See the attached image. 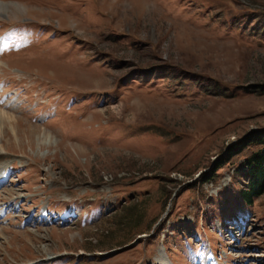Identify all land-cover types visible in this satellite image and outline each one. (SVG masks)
I'll list each match as a JSON object with an SVG mask.
<instances>
[{
  "label": "rangeland",
  "instance_id": "obj_1",
  "mask_svg": "<svg viewBox=\"0 0 264 264\" xmlns=\"http://www.w3.org/2000/svg\"><path fill=\"white\" fill-rule=\"evenodd\" d=\"M0 3V264H264V0Z\"/></svg>",
  "mask_w": 264,
  "mask_h": 264
},
{
  "label": "trees",
  "instance_id": "obj_2",
  "mask_svg": "<svg viewBox=\"0 0 264 264\" xmlns=\"http://www.w3.org/2000/svg\"><path fill=\"white\" fill-rule=\"evenodd\" d=\"M237 157L243 160L242 165L245 168V181L239 191L240 198L246 205H251L254 198L264 192V129L253 130L229 146L218 159L216 169Z\"/></svg>",
  "mask_w": 264,
  "mask_h": 264
},
{
  "label": "bare ground",
  "instance_id": "obj_3",
  "mask_svg": "<svg viewBox=\"0 0 264 264\" xmlns=\"http://www.w3.org/2000/svg\"><path fill=\"white\" fill-rule=\"evenodd\" d=\"M9 7H12L10 9H11V12L15 13V16L17 15L18 12H20V15H21L22 11L28 10L27 8H24V7L20 6V5H7V4H1L0 3V13H4V12L9 11ZM5 118L8 121L14 119V117L12 119V117L8 116L5 112H0V124H2L4 122L3 120H6ZM14 122H15V120H14ZM8 125H9V128L12 130L11 132H12L13 136L17 137V132L14 129V126H13L14 124L12 123V125H10V123L8 122ZM168 264H173V263L168 261Z\"/></svg>",
  "mask_w": 264,
  "mask_h": 264
},
{
  "label": "snow or ice",
  "instance_id": "obj_4",
  "mask_svg": "<svg viewBox=\"0 0 264 264\" xmlns=\"http://www.w3.org/2000/svg\"><path fill=\"white\" fill-rule=\"evenodd\" d=\"M5 47H7V45H5Z\"/></svg>",
  "mask_w": 264,
  "mask_h": 264
}]
</instances>
